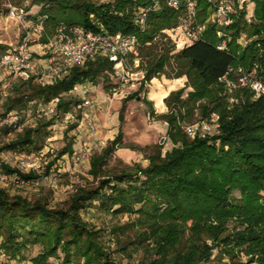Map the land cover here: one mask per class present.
I'll return each instance as SVG.
<instances>
[{"label":"trees","instance_id":"16d2710c","mask_svg":"<svg viewBox=\"0 0 264 264\" xmlns=\"http://www.w3.org/2000/svg\"><path fill=\"white\" fill-rule=\"evenodd\" d=\"M5 1L17 6L30 1V7H39L33 20L45 17L46 29L52 33L58 25L65 24L109 36H135L141 49H150L157 39L166 38L165 31L176 29L183 14L164 2L154 9L151 0ZM192 1L196 2L197 21L206 24L201 38L176 54L167 48L152 57L146 64L140 89L123 100L119 114L122 121L126 104L138 100L150 108L154 117L152 102L141 98L140 91L173 62L172 79L186 77L187 85L165 99L169 112L157 117L166 122V137L174 147L164 155L160 148L150 147L153 154L146 168L136 166L133 172L107 174L105 179H99L105 162L121 145L120 131L101 155L91 159L90 174L99 179L98 184L79 189L63 208L10 197L0 190V249L6 258L25 261V253L39 246L41 251L31 259L32 264H49L53 258L59 260L58 264H115L104 245L103 230L83 218L84 212L95 209L112 216L142 218L156 244V257L150 264H199L208 261L218 247L231 257L235 251L243 250L250 264H264V95L256 98L252 89L239 88L235 102L229 103L225 85L220 82L229 69L241 68L264 84V0H248L254 5L250 23L244 7L231 16L228 26L222 27L206 23L214 12L207 0ZM140 10H148L144 29L135 23ZM243 36L248 41L244 46L240 43ZM223 41L225 49L219 50ZM8 49L0 45V54ZM113 75V64L96 58L72 68L51 84L43 85L34 78L21 80L3 103L1 119L12 112L21 116L31 107L51 103L56 106L51 118L64 116L77 104L63 95L85 82L110 83ZM228 78L234 80L235 74H228ZM186 88L191 92L184 99ZM197 110L200 120L193 122ZM213 114L218 116L214 135L191 136L182 126L185 121L190 123L188 127L209 122ZM41 121L44 120L34 128L24 127L2 150L33 147L53 124L52 120ZM5 130L15 131L11 126ZM67 153H73L72 142L60 155ZM0 170L26 181L35 179L31 173L24 174L4 163ZM235 191L240 194L238 199L233 196ZM230 223L235 227L232 233Z\"/></svg>","mask_w":264,"mask_h":264},{"label":"rangeland","instance_id":"374dc122","mask_svg":"<svg viewBox=\"0 0 264 264\" xmlns=\"http://www.w3.org/2000/svg\"><path fill=\"white\" fill-rule=\"evenodd\" d=\"M95 1L102 3L109 0ZM19 4L17 6L0 0V45L8 47V50H14L29 36L33 56L40 64H44V60L49 55H46L47 49L43 47V39L32 36L35 24L33 18L38 14L39 7H30V1ZM245 8L247 18H252L254 5L247 2ZM14 9L22 16V21L10 15V11ZM222 19L223 16L219 18V20ZM177 29L166 30V38L157 39L150 49L137 47L133 57L127 59V67L122 73L127 82L114 71L110 83H103L102 80H98L96 85L85 82L76 86L72 92L63 95L65 100L77 104L72 107L69 114L58 115L52 119L42 114L45 107L43 104H38L37 108L31 107L24 115L22 114L20 119L24 126L29 128H34L39 120L53 121L51 127L42 133V137L33 147L23 151L2 150L24 129L21 127L18 130L6 132L7 125L2 124V105L11 96L14 86L21 83L20 76L2 71L0 73V164L4 163L11 169L19 170L24 174L31 173L35 179L19 183L0 177V190H4L10 197L19 196L30 202L47 203L50 208H63L79 189L96 186L98 180L105 179L107 174L133 172L136 166L146 168L149 164L148 157L153 154V151L148 148H160L162 155L170 151L174 146L166 137L167 124L157 116L168 114L169 109L165 99L172 92L187 85L186 77H182L181 84H174L170 86L171 88L167 86L168 83L177 80L172 79L175 75L173 62L171 64L173 68L167 67L164 74L144 84V89L140 91L141 98L152 102L154 117L150 115V108L138 100H131L126 104L122 121L119 120V114L123 100L140 89L146 64L152 57L163 54L167 48L173 49L172 55L176 54L195 42L189 40L181 31L185 43L180 45L181 36L177 34ZM47 32L52 33L51 29ZM240 43L243 46L248 43L245 36L241 38ZM118 71L122 72L120 69ZM154 81L158 82L162 90H168L160 104L153 95V92L160 91L158 85L153 84ZM239 88L244 87L229 90L225 86L229 103L235 102L234 98ZM189 92L191 88H186L183 94L184 99ZM84 102L89 104L83 105ZM197 120H200L199 110L195 111L192 119L193 122ZM217 121L218 116L213 114L209 124L214 126V131L210 135L215 134ZM89 122L93 125L92 129H88ZM189 124L187 121L182 123L186 131ZM120 131L121 145L105 162L100 178L94 179L90 174L92 157L101 155ZM70 142H72L73 153L60 155ZM140 178L143 179V177ZM233 196L238 199L240 194L235 191ZM136 208L138 209L139 206ZM83 218L96 229L103 230L104 245L115 264H150L156 257L155 239L149 233L148 224L142 218L139 219L138 215L112 216L90 209L83 213ZM234 230V223H230L229 233ZM187 238L188 236L182 240V245ZM207 244L210 245L211 242L208 241ZM40 251L39 246L32 247L25 253V261H12L6 258L0 249V264H32L31 259ZM58 255L61 257L60 252ZM248 258L243 250L235 251L234 257H231L223 247H218L212 251L208 261H202L199 264H250ZM58 262L56 258L49 260V264H58Z\"/></svg>","mask_w":264,"mask_h":264},{"label":"built area","instance_id":"2783aa9c","mask_svg":"<svg viewBox=\"0 0 264 264\" xmlns=\"http://www.w3.org/2000/svg\"><path fill=\"white\" fill-rule=\"evenodd\" d=\"M213 7L214 12L209 16L206 23L217 24L218 26H228L231 23V16L239 10L246 7L248 0H207ZM153 8L158 9L161 2H164L169 8L175 11L183 12L179 18L178 29L184 35L193 41H198L206 24H199L197 21L196 2L192 0H151ZM148 10H140L135 19V23L144 29ZM10 15L22 21V16L17 10H11ZM223 16L222 20L219 18ZM253 17V16H252ZM251 22L252 18H247ZM45 17H38L34 21L32 36L44 39L43 47L47 49L44 64H40L33 56L30 48V38L27 36L23 42L14 50H7L0 54V73L2 71L20 76L21 80L34 78L39 83L51 84L57 79L66 76L72 68L84 65L89 60L96 58H105L113 64L114 71L126 81L122 76L124 68L127 67V59L133 57V53L138 47V40L135 36H109L103 33H93L81 27H69L65 24L58 25L52 34L47 32L45 26ZM176 28V29H177ZM221 37L222 34L218 33ZM223 41L217 48L225 49ZM136 62V61H135ZM138 64V63H137ZM120 69L122 72H119ZM235 74V79L228 78V74ZM127 82V81H126ZM130 82V79H129ZM229 90L236 87H248L255 92L258 98L264 95V84L253 77L252 74H246L241 68L237 70L229 69L226 76L220 79ZM55 103L45 105L42 114L53 116L56 114ZM89 104L84 102L83 105ZM21 116L12 112L2 119V124L11 126L15 130L25 127L21 121ZM88 129H92L91 122L87 124ZM214 131V126L209 122H201L187 128V133L191 136L199 134L200 136L209 135ZM0 177L4 180L10 179L15 182H28L16 175H8L0 170Z\"/></svg>","mask_w":264,"mask_h":264},{"label":"bare ground","instance_id":"6f19581e","mask_svg":"<svg viewBox=\"0 0 264 264\" xmlns=\"http://www.w3.org/2000/svg\"><path fill=\"white\" fill-rule=\"evenodd\" d=\"M176 31H177V34H178L179 36H181L180 45H184V43H185V38L183 37V35H181V29H177ZM182 80H183L182 78L177 79V80H175V81L172 82V83H168L167 86H168L169 88H171L170 86H173L174 84H181V83L183 82ZM157 83H158V82H156V81L153 82L154 85H156V86L158 85V88H160V91H159L158 93L153 92V95L156 96V99L158 100L157 102H158V104H160L162 98H163L164 96H166L168 90H167V89L162 90V88H161V87L159 86V84H157Z\"/></svg>","mask_w":264,"mask_h":264}]
</instances>
